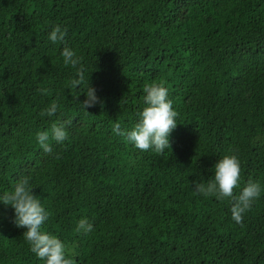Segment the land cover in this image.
Returning a JSON list of instances; mask_svg holds the SVG:
<instances>
[{"label":"trees","instance_id":"1","mask_svg":"<svg viewBox=\"0 0 264 264\" xmlns=\"http://www.w3.org/2000/svg\"><path fill=\"white\" fill-rule=\"evenodd\" d=\"M55 24L67 33L53 44ZM64 46L103 104L85 111L82 86L66 87ZM160 81L178 121L161 155L111 131ZM53 99L57 115L41 116ZM57 117L68 138L44 152L35 133ZM228 153L240 187L264 186V0H0V192L30 176L73 264H264V193L236 223L230 199L192 189ZM12 217L0 203V264H43ZM80 217L91 232L74 230Z\"/></svg>","mask_w":264,"mask_h":264},{"label":"clouds","instance_id":"2","mask_svg":"<svg viewBox=\"0 0 264 264\" xmlns=\"http://www.w3.org/2000/svg\"><path fill=\"white\" fill-rule=\"evenodd\" d=\"M67 29L59 24L51 27L47 40L55 44L64 41ZM62 64L74 70L76 79L67 82L66 87L82 86L79 93L83 99L77 100L79 106L87 108L103 104L96 88L89 83V73L71 46H64L60 52ZM87 73V78H86ZM41 95H47L48 90L39 88ZM143 106L136 112L135 123L127 129H122L119 122L112 125L111 131L117 136H123L136 149L147 151L151 149L157 154H163L170 147V134L177 126V112L169 98L168 88L163 81L149 82L143 87ZM60 105L53 99L40 111L41 116L49 118L57 115ZM35 142L44 152H51V143H63L68 138L66 122L60 118L52 121L49 127L37 130ZM212 175L206 180L202 177L192 181L193 191L204 197H215L217 200L230 199L231 218L236 223L242 221L243 214L264 193V186L258 180L248 179L241 185L240 160L234 153L219 156L211 167ZM33 183L30 176L18 178L10 190L0 192V203L11 206L13 223L25 229L23 238L28 243L31 253L43 264H73L67 245L56 234L45 231L43 225L49 219L50 212L42 200L33 193ZM240 187L234 195L233 189ZM77 233H89L93 223L87 217H80L75 223Z\"/></svg>","mask_w":264,"mask_h":264}]
</instances>
